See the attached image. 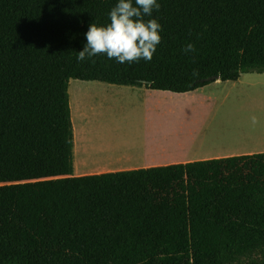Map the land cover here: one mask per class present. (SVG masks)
I'll list each match as a JSON object with an SVG mask.
<instances>
[{
  "label": "trees",
  "instance_id": "trees-1",
  "mask_svg": "<svg viewBox=\"0 0 264 264\" xmlns=\"http://www.w3.org/2000/svg\"><path fill=\"white\" fill-rule=\"evenodd\" d=\"M117 3L0 0V264H264V152L74 176L68 94L262 73L264 0H157L150 61H78Z\"/></svg>",
  "mask_w": 264,
  "mask_h": 264
},
{
  "label": "crops",
  "instance_id": "crops-1",
  "mask_svg": "<svg viewBox=\"0 0 264 264\" xmlns=\"http://www.w3.org/2000/svg\"><path fill=\"white\" fill-rule=\"evenodd\" d=\"M242 77L243 74L231 82H240ZM228 83L229 81L217 79L185 93L152 90L143 85H112L99 81H81L80 84L72 86L71 90L69 87L74 133L73 175L100 174L264 152V121L242 126L240 130L245 132L239 138L236 133L221 135L220 125L235 127L237 122L233 119L211 120L205 114L216 105L222 104V91ZM125 96L136 105V131H126L124 117L120 119V113L115 112V117L110 119L108 111L102 114L98 110L103 101L105 104L114 102L124 106ZM89 102L97 104L95 110L89 109L92 119L85 118L86 111L83 110ZM184 107H197L199 114L197 117L185 118V112L194 110L176 111ZM181 120L184 123L176 125ZM97 143L105 151L129 147L139 148L141 153L138 157L130 155L114 160L94 161L89 157L87 147Z\"/></svg>",
  "mask_w": 264,
  "mask_h": 264
},
{
  "label": "clouds",
  "instance_id": "clouds-1",
  "mask_svg": "<svg viewBox=\"0 0 264 264\" xmlns=\"http://www.w3.org/2000/svg\"><path fill=\"white\" fill-rule=\"evenodd\" d=\"M159 8L157 0H135V5L133 0H118L109 12L110 22L107 25L90 24L85 33L87 43L78 52L77 60L84 61L104 54L122 64L140 59L150 61L161 41L159 33L162 29L156 19L146 21L145 16L151 17L153 9ZM183 51L194 52V44L188 43ZM251 121L255 124L256 116H252Z\"/></svg>",
  "mask_w": 264,
  "mask_h": 264
},
{
  "label": "rangeland",
  "instance_id": "rangeland-1",
  "mask_svg": "<svg viewBox=\"0 0 264 264\" xmlns=\"http://www.w3.org/2000/svg\"><path fill=\"white\" fill-rule=\"evenodd\" d=\"M80 80L71 79L69 81V87L71 90L72 86L80 84ZM223 91H222V104L216 105L213 110L210 112H205L207 117L211 120H220L224 119H233L237 122L235 127H228L226 125H220L221 135L229 136V134H237V137L241 138L244 136V130H240L242 126L251 124V117L256 116L257 122L264 121V72L262 73H246L243 74L241 81L233 83L229 81ZM234 84V85H232ZM124 106H119L114 102H109L105 104L103 101L99 106L98 110L105 114V111H108V118H114L115 112L120 113V119L123 116L126 131L135 130L138 128L135 126L137 124L138 117L136 116V105L131 101L127 100L125 96ZM134 104V105H133ZM97 104L95 102H89L84 107L83 110L86 111L87 119H92V114L89 112V109L95 110ZM193 109L194 111L185 112L183 116L185 118L197 117L199 108H179L176 109L177 112H184L187 110ZM208 111V110H207ZM72 114V113H71ZM203 115V113H201ZM95 117V116H94ZM72 118V117H71ZM182 118V116H181ZM179 123L183 124L184 121L176 122V125ZM197 145V144H195Z\"/></svg>",
  "mask_w": 264,
  "mask_h": 264
},
{
  "label": "bare ground",
  "instance_id": "bare-ground-1",
  "mask_svg": "<svg viewBox=\"0 0 264 264\" xmlns=\"http://www.w3.org/2000/svg\"><path fill=\"white\" fill-rule=\"evenodd\" d=\"M138 131L140 130L138 129ZM118 148L119 149H108L105 151V148L102 147L100 143H97L95 145H89L87 147V152L89 154V157H91L94 161L95 159L114 160L118 157H122V158L130 157V155H134L135 157H138L141 153V150L139 148H133V149L129 147H118Z\"/></svg>",
  "mask_w": 264,
  "mask_h": 264
}]
</instances>
